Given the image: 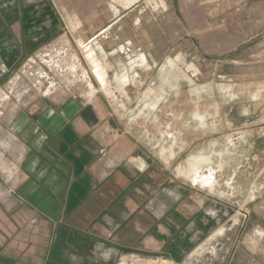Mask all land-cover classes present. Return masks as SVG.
Instances as JSON below:
<instances>
[{
    "label": "rangeland",
    "instance_id": "1",
    "mask_svg": "<svg viewBox=\"0 0 264 264\" xmlns=\"http://www.w3.org/2000/svg\"><path fill=\"white\" fill-rule=\"evenodd\" d=\"M2 61L0 264L45 262L50 230L19 192L11 126L55 95L104 99L208 212L179 264H264V0H0Z\"/></svg>",
    "mask_w": 264,
    "mask_h": 264
},
{
    "label": "crops",
    "instance_id": "2",
    "mask_svg": "<svg viewBox=\"0 0 264 264\" xmlns=\"http://www.w3.org/2000/svg\"><path fill=\"white\" fill-rule=\"evenodd\" d=\"M14 119L25 146L19 192L50 230L44 264H179L212 230L208 212L178 194L174 176L140 152L104 99L40 98Z\"/></svg>",
    "mask_w": 264,
    "mask_h": 264
},
{
    "label": "bare ground",
    "instance_id": "3",
    "mask_svg": "<svg viewBox=\"0 0 264 264\" xmlns=\"http://www.w3.org/2000/svg\"><path fill=\"white\" fill-rule=\"evenodd\" d=\"M89 56H90V55H89ZM90 57L92 58V56H90ZM92 59H93V58H92ZM99 68H100V67H98V66H97V70H96V71H97V73H98V72H99V70H100Z\"/></svg>",
    "mask_w": 264,
    "mask_h": 264
}]
</instances>
